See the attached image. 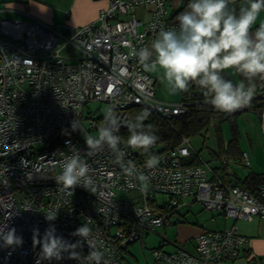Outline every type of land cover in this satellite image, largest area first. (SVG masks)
<instances>
[{
    "label": "built area",
    "instance_id": "built-area-1",
    "mask_svg": "<svg viewBox=\"0 0 264 264\" xmlns=\"http://www.w3.org/2000/svg\"><path fill=\"white\" fill-rule=\"evenodd\" d=\"M107 2L97 23L65 32L40 22L0 19V225L14 227L23 239L13 247L2 246L0 240V264H78L67 253L59 261L40 259L35 237L39 240L52 225L56 235L75 243L81 238L72 233L82 224L92 229L93 238L103 240L102 264H125L127 246L169 224L171 209L176 211L186 198L235 219L264 217V184L252 194L225 185L204 159L198 165L184 162L197 153L190 138L184 136L175 148L158 153V166L148 169L120 136L133 105L171 118L185 113L187 104L156 99L154 77L128 55L133 48L148 46V36L161 27H178L166 19L164 0ZM148 3L154 4L152 19L144 23L134 11ZM254 87L251 102L234 112L256 114L264 137V78L258 76ZM94 100L107 104L105 113L85 116L84 106ZM109 117L119 124L124 163L149 176L146 191L137 177L114 162L116 154L107 146L89 153L85 137L97 136ZM74 153L87 163L93 185L76 186L69 195L55 178L64 159ZM220 161L249 165L245 151ZM54 213V220L46 219ZM244 241L232 225L199 233L192 250L156 248L152 255L160 264H231ZM76 251L87 258L90 249L83 243Z\"/></svg>",
    "mask_w": 264,
    "mask_h": 264
},
{
    "label": "clouds",
    "instance_id": "clouds-1",
    "mask_svg": "<svg viewBox=\"0 0 264 264\" xmlns=\"http://www.w3.org/2000/svg\"><path fill=\"white\" fill-rule=\"evenodd\" d=\"M232 0H190L187 10L178 17V27L159 29L151 46L133 48L128 55L138 59L144 70L158 72L161 81L166 84L170 93L187 91L190 84L195 83L205 90L211 105L221 112L232 113L248 105L255 87L251 81L256 77L264 78V22L253 31L261 11H264V0H246L238 12L230 8ZM235 69L242 74L244 81L234 84L226 79L225 70ZM147 111L137 115L135 122L127 127L130 135L127 144L149 154L145 167L154 169L159 159L150 153L158 137L147 130L143 121L148 118ZM119 124L113 117L99 128L97 136L85 137L89 153L102 151L107 146L116 154L115 163L123 171L142 182V190L146 191L149 176L130 164L124 163V154L120 151L121 138L116 134ZM71 143L70 141L68 142ZM62 171L55 180L62 190L72 195L76 186L89 189L93 185L87 163L78 153L68 156L61 163ZM27 210V209H26ZM56 213L46 216L51 221ZM72 235L81 239L70 243L62 236L56 235L55 227L50 225L43 236L37 240L41 247L42 260H61L67 253L68 259L78 264H102L105 252L103 240L93 238L92 229L86 225L78 227ZM0 240L4 247L20 246L21 236L14 227L0 225ZM86 243L90 249L87 258H82L76 251Z\"/></svg>",
    "mask_w": 264,
    "mask_h": 264
},
{
    "label": "crops",
    "instance_id": "crops-1",
    "mask_svg": "<svg viewBox=\"0 0 264 264\" xmlns=\"http://www.w3.org/2000/svg\"><path fill=\"white\" fill-rule=\"evenodd\" d=\"M189 2L190 0H164L166 19L173 21L178 25L177 17L181 12L187 10ZM245 2L246 0H240L239 7ZM107 4V0H0V19L7 18L28 22H40L65 32L85 26L89 23H97L100 11L103 8H106ZM153 8V3L140 4L135 8L134 13L138 19L147 23L152 19ZM262 22H264V11H261L257 23L253 26V31ZM138 31H143L142 26H139ZM158 32L159 31L148 36V47L151 46V43L158 35ZM147 72L155 79L154 95L156 96L157 94L156 98L166 102H178L181 100V91H178L175 94L170 93L166 84L161 81L158 72ZM224 73L234 84L240 82L235 69L225 70ZM248 141L251 149L252 142L249 138ZM241 147L242 145L240 142V148ZM241 150L242 152H247L249 158L248 151L243 148H241ZM250 164L251 162L249 160V166ZM219 165H221L220 162L213 165L211 164V166L214 167ZM232 165L241 166L238 163H229L227 165H222V167L226 169L227 174H231V177H235V171ZM188 200L189 201L186 202V205L195 202L190 199ZM201 207L205 209L202 205ZM211 212L213 214L210 217L209 225H207L208 223L199 224L198 222L180 223L181 225L178 226V234L182 237H179L178 239L182 241V246H185L186 242L191 240L193 241V249L195 246V236L203 232L205 229L221 230L236 225L239 233L246 238V241L242 245L240 255L231 264H253L254 257H264V217L254 216L250 220L242 218L235 219L228 217L221 212ZM214 215L220 217L215 219V217H213Z\"/></svg>",
    "mask_w": 264,
    "mask_h": 264
},
{
    "label": "trees",
    "instance_id": "trees-1",
    "mask_svg": "<svg viewBox=\"0 0 264 264\" xmlns=\"http://www.w3.org/2000/svg\"><path fill=\"white\" fill-rule=\"evenodd\" d=\"M239 1L240 0H232L229 5L230 8H233L238 12ZM235 72L240 81H244L246 85L249 84V81H247L242 74H240L236 70ZM223 75L226 79H229L225 73H223ZM257 80L258 77L254 78L251 81V84L255 85ZM209 99L210 98L205 95V90L200 88L195 83H192L190 84L187 91H181V100L178 101L187 104V110L185 113L171 118H164L143 105H133L129 108L130 122H135L136 116L144 111H147L149 113L148 118L143 121V124L146 130L150 127L151 131L158 137L156 143L150 149V153L155 156L162 151L171 150L175 148L179 144L181 138L184 136L192 138L200 135L204 139H206L207 134L211 131L215 139L216 147L215 149H209L210 159L206 162H209L211 160H218L221 164V157L229 155L233 158H237L242 152L240 148V131L237 125V116L238 114H240V112L225 113L216 110L209 102ZM224 125H227L229 131V138H227L226 140L224 139ZM129 135L130 132L128 128L122 130L120 133V136L126 141L128 140ZM135 152L137 153L138 157H140V159L144 161L149 158V154L143 152V150L135 149ZM201 161L202 158L199 155V151L184 159V162L196 165L200 164ZM213 169L214 172L220 176L222 182L225 185L238 186L252 194H256L260 185L264 184V172L250 171L245 177L239 178L238 176H236L235 173V177H231V174H227L226 169L222 167V164L214 167ZM184 200L185 199L181 200L179 207L184 205ZM179 207L176 211H174V208L171 209L172 214L170 218V223L172 224L187 222V220H185V215L180 213ZM166 225L162 226L161 228L165 227ZM209 230L210 229H205L203 230V232ZM146 234L147 233H144V235ZM179 248L184 249V246L181 245V247H178L176 250H178ZM127 253L128 246L127 249L124 251V256ZM253 261V264H264L263 257H254Z\"/></svg>",
    "mask_w": 264,
    "mask_h": 264
},
{
    "label": "rangeland",
    "instance_id": "rangeland-1",
    "mask_svg": "<svg viewBox=\"0 0 264 264\" xmlns=\"http://www.w3.org/2000/svg\"><path fill=\"white\" fill-rule=\"evenodd\" d=\"M106 109L107 104L98 100L88 102L83 108L85 116L92 115L94 117L104 114ZM237 125L240 131V142L242 145L241 148L246 149L248 151L249 160L251 164L250 166L232 165L235 174L238 177H244L250 171L264 172V137L261 133L260 120L258 119L256 114L249 111H243L240 112V114H238L237 116ZM223 131L224 139L226 140L227 138H229V131L227 125L223 126ZM248 138L252 142L251 149L249 147ZM190 140L195 150L199 151L200 157L204 159V161L209 160V149H215L216 147L215 139L213 137L212 132L210 131L207 134L206 139L199 135L190 138ZM217 163H219L218 160L209 161V164L212 165ZM119 195L123 196L124 194L121 193ZM188 201V199H185L184 205L182 207H179L180 213L185 215V220H187V222L189 223L198 222L199 224L208 223L207 225H209L210 217L213 213L211 211L203 209L201 205L197 202L186 205V202ZM213 217L217 219L220 216L214 215ZM179 225L181 224H167L163 228L148 232L146 235L143 236L142 240H137L129 244L128 253L124 256V263L158 264L154 256L152 255L153 249L161 248L164 251H174L178 247H181L182 241L178 239L179 237H182L178 234ZM192 245L193 241L188 240L184 246V249H192Z\"/></svg>",
    "mask_w": 264,
    "mask_h": 264
}]
</instances>
